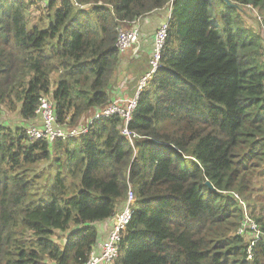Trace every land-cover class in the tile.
<instances>
[{"label": "trees", "instance_id": "trees-1", "mask_svg": "<svg viewBox=\"0 0 264 264\" xmlns=\"http://www.w3.org/2000/svg\"><path fill=\"white\" fill-rule=\"evenodd\" d=\"M170 1L48 0L42 27L30 24L33 2L0 0V119L31 122L46 95L61 122L84 124L116 97L129 53L116 48L117 27ZM263 28L264 0H174L130 123L143 137L135 148L118 115L54 143L0 120V264L86 263L129 190L115 264H264V238L250 260V235L238 233L264 177ZM261 203L248 215L264 233Z\"/></svg>", "mask_w": 264, "mask_h": 264}, {"label": "built area", "instance_id": "built-area-1", "mask_svg": "<svg viewBox=\"0 0 264 264\" xmlns=\"http://www.w3.org/2000/svg\"><path fill=\"white\" fill-rule=\"evenodd\" d=\"M42 2L43 6L46 7L48 0H42ZM173 2L174 0H171L168 6L169 15L166 19L161 21L155 31L148 70L139 78L136 92L132 97L125 98L116 96L107 106L93 111L92 116H90L84 124L71 126L68 121L61 122L59 120L58 115L55 112V104L52 98L46 95L42 96L35 111V118L32 120L34 122L25 128L27 138L31 141L43 140L49 143H54L57 140L76 138L87 133L94 121L118 115L123 119L121 130L122 135H124L134 147L135 142L143 137L136 131L130 129V123L138 105L140 94L147 87L148 82L160 67L162 52L168 36L169 19L172 12ZM76 5L81 8H86V5L78 3H76ZM247 7L251 8L252 6L248 5ZM149 14L128 22L127 24H130V28H126L124 25H119L117 27L118 35L115 45L119 53L125 54L131 49L135 51L138 49L135 47L140 43L142 36V21L147 20ZM133 201L134 192L129 190L124 208L118 211L113 217L111 229L109 230L107 237L101 240L92 249L89 259L84 264H115V261L120 254V241L122 234L134 215ZM244 223L247 226H242L238 230V233H248L250 235L251 242L247 252V259L251 260L253 257V247L259 239L264 238V233L259 228L258 223L248 214L245 215ZM250 228H252V230Z\"/></svg>", "mask_w": 264, "mask_h": 264}, {"label": "rangeland", "instance_id": "rangeland-1", "mask_svg": "<svg viewBox=\"0 0 264 264\" xmlns=\"http://www.w3.org/2000/svg\"><path fill=\"white\" fill-rule=\"evenodd\" d=\"M26 1H31L33 2V6L30 8V13H29V21H30V24L31 25H35V24H40V26L42 27H45L46 25H48L45 21V16L43 15V13L46 11V10H43L45 9V6H43V2L42 0H26ZM32 5V4H31ZM43 6V7H42ZM43 8V9H42ZM168 13V10L166 11ZM167 16V14H166ZM152 18V16L150 17ZM47 19V18H46ZM43 22V23H42ZM252 23V22H250ZM254 25V24H253ZM126 28L127 27H130V25L127 26V24L124 25ZM257 27V26H256ZM156 30H154L155 32ZM155 34V33H154ZM154 37V36H153ZM153 48V45H151V48L149 49V53L147 55H142L140 58L141 60H136L134 63L139 66V64L141 63V61L143 62V64L146 62V67H145V70L143 71V74L148 70V66H149V58H150V52ZM51 49V46H48L46 48V50L49 52ZM133 49H131L129 52H131ZM126 56V55H125ZM125 58V57H124ZM131 59V58H130ZM133 60V59H131ZM126 72L124 70H119V73L116 77V80H117V84L115 86V89L118 90V91H122L123 92V87L125 88V86L127 85V81L130 80L129 78V73L127 75V79H126ZM141 77V76H140ZM139 77V78H140ZM138 80V77L136 79V81ZM138 84V83H137ZM131 86L128 85V87ZM137 87V86H136ZM120 88V89H119ZM131 90V89H130ZM136 90V88H135ZM134 90V91H135ZM125 92V91H124ZM129 91V95H132L134 94L133 90L131 92ZM1 122L3 124H6V126H10V127H24L26 128L27 126H29L31 123H33L34 121H31V122H28L26 120H23L19 114L17 113H7V112H3L2 113V116H1ZM48 164L46 163H40L36 168H35V172L36 174L38 175H41L44 171H45V168L47 167ZM255 179H253V188H254V195L252 196L253 198V204L256 206L254 209H251L249 208L250 210H247V213L251 216V212L252 210H254L255 212H262V201H264V177H260L258 176L257 174L255 175L254 177ZM40 185H44V178L41 177L40 179ZM246 203V202H245ZM59 235H63V233H60L59 232ZM57 240H60V239H57ZM62 241V240H60Z\"/></svg>", "mask_w": 264, "mask_h": 264}, {"label": "crops", "instance_id": "crops-1", "mask_svg": "<svg viewBox=\"0 0 264 264\" xmlns=\"http://www.w3.org/2000/svg\"><path fill=\"white\" fill-rule=\"evenodd\" d=\"M167 9L168 7L155 10L154 12L148 15L147 20L142 21V26H141L142 36L140 39V43L135 47L138 49L136 51L132 50L131 52L127 53L126 54L127 56L124 58V61H122V65H121V70H124L126 72V76H125L126 79L128 78L127 75L129 73L130 80L127 81L128 83L125 86V88L124 87L122 88L123 92L118 90L115 91V96L130 98L135 94L136 92L135 88L137 86L139 77L143 75V71L145 70L146 67V62L143 64V62L141 61L139 66H137L134 62L138 60L143 54L147 55L149 53V49L151 48V45H153V36L155 33L154 30L157 29V27L160 25L162 20L166 19ZM151 16L152 18H150ZM128 25L130 24H127V26ZM130 58L133 60H131ZM139 60H141V58ZM137 77L138 80L136 81ZM130 84L131 86L128 87V85ZM132 90L134 94L129 95V91L132 92ZM98 227L101 233V240H103L111 228V219L99 223Z\"/></svg>", "mask_w": 264, "mask_h": 264}, {"label": "water", "instance_id": "water-1", "mask_svg": "<svg viewBox=\"0 0 264 264\" xmlns=\"http://www.w3.org/2000/svg\"><path fill=\"white\" fill-rule=\"evenodd\" d=\"M227 2H228V0H226ZM205 184L208 186V187H210V188H214L213 186H212V184L210 183V181H206L205 182Z\"/></svg>", "mask_w": 264, "mask_h": 264}, {"label": "bare ground", "instance_id": "bare-ground-1", "mask_svg": "<svg viewBox=\"0 0 264 264\" xmlns=\"http://www.w3.org/2000/svg\"><path fill=\"white\" fill-rule=\"evenodd\" d=\"M168 16V15H167Z\"/></svg>", "mask_w": 264, "mask_h": 264}]
</instances>
